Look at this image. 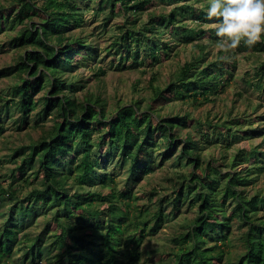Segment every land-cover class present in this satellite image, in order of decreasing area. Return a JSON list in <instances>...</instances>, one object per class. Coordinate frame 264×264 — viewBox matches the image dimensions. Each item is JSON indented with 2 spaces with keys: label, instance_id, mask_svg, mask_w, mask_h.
I'll return each instance as SVG.
<instances>
[{
  "label": "trees",
  "instance_id": "1",
  "mask_svg": "<svg viewBox=\"0 0 264 264\" xmlns=\"http://www.w3.org/2000/svg\"><path fill=\"white\" fill-rule=\"evenodd\" d=\"M162 1L176 5L146 19L141 15L154 0H18L10 10L0 9V32L8 24L10 29L22 25L10 45L24 51L15 65L0 69V78H17L7 104L20 112L17 121L22 125L32 115L38 127L50 116L56 118L50 128L42 129L29 144L13 148L9 156L19 164L7 176L29 184L37 171L40 184H33L22 198L16 196L1 212L0 264H138L145 239L170 220V206L178 212L188 201L197 208L196 215L187 216L185 231L173 238L177 248L166 264H223L226 257L227 264H264V190L248 197L249 185L264 170L257 165L264 162V152L257 147L239 151L224 172L210 168L208 173L210 161L203 158L206 147L262 137L264 130L250 128L248 136L225 120L226 131L216 124V130L201 132L196 139L187 130L186 116L161 115L151 104L166 103L167 91L173 95L167 103L213 101L234 79L237 53H263L264 38L253 48L241 44L234 57L219 63L210 59L218 39L215 31L203 28L215 22L206 16L208 0ZM121 9L125 22L117 26L119 41L113 44L118 68L157 65L162 56L169 58L183 46H192L195 54L165 88L154 86L157 73L153 76L148 105L143 106L140 98L109 112L102 95L90 92L86 103L77 100L86 82L74 72L89 64L96 67L102 59L87 36L74 33L84 26L86 10L107 12L108 23ZM185 17L197 27L188 25ZM258 64L246 75L257 76L254 84L264 91V62ZM106 73L105 67H98L95 76ZM4 106H0V137L6 131ZM232 123L236 124L234 119ZM170 159L177 167L191 168L180 174L183 181L191 182L188 191L161 197L153 213L140 209L134 215L133 187ZM246 162L256 166L237 169ZM123 169L127 174L122 184L118 177ZM8 187L0 181V196L14 197L17 188ZM41 217L44 228L28 231ZM234 224L244 240L239 255L229 249L234 244Z\"/></svg>",
  "mask_w": 264,
  "mask_h": 264
},
{
  "label": "rangeland",
  "instance_id": "2",
  "mask_svg": "<svg viewBox=\"0 0 264 264\" xmlns=\"http://www.w3.org/2000/svg\"><path fill=\"white\" fill-rule=\"evenodd\" d=\"M18 0H0V9L8 8L9 10L13 5L18 4ZM179 4V3H177ZM176 3H166L162 0H154L153 5L149 8L147 13L142 14V18L146 19L148 14L154 12H168L174 8ZM15 10L12 12V19L15 18ZM120 11V9H118ZM7 14V11H6ZM107 12L96 13L92 10H86L84 13L85 23L83 27L76 30L74 34H82L87 36L94 46L101 52L99 59L101 61L96 67L89 64V66H82L77 72V78L79 80H85V88L79 91L77 94V100L86 103L87 95L92 92L96 96L102 95L107 102V111H112L119 104H128L133 100L142 98L143 106L149 104L153 95L151 87L153 76L157 73V78L154 86H160L165 88L170 84L174 78H177V74L180 72L186 61L190 60L194 55L192 46H183L180 49L174 50L170 57L162 56L161 62L154 66H145L141 69H133L130 64L126 69L118 68L119 57L115 56L113 46L115 41H119L120 31L118 25H123L125 18L121 9V12L116 14L115 18L110 22H106L105 16ZM33 18V23L38 24V18ZM184 21L192 26L197 27L195 21L190 17H185ZM215 22L207 23L203 26L205 29H211L210 27ZM11 25L8 24L4 31L0 32V69L9 65H15L19 57L23 55L22 49L11 48L10 41L17 35L18 30L22 25H17L15 29H10ZM111 48V49H110ZM113 53V54H112ZM224 53L219 52L215 46V51L211 54L210 59L222 63L220 59L224 57ZM119 56H121L119 54ZM230 56V54H229ZM226 59L228 62L227 58ZM223 59V60H224ZM237 67L235 70V77L229 86L225 88L223 93L214 98L213 101H202L200 104H194L192 99L188 100H175L172 99L173 95L170 92H166V103L152 104L153 111L166 115L170 113H180L186 116L187 130L189 134L194 135L196 139L201 138L202 133H210L216 130V124H220L222 127L223 122L226 120L232 124V129H240L246 131L245 135L249 134L250 128L264 130V91L258 88L255 81L258 80L257 76L249 77L246 74L252 73L254 67H257L261 61L264 62V52L258 54H251L250 51H244L243 53H237ZM91 65V66H90ZM228 67L229 64H223ZM98 67H105L107 70L106 75L101 77L95 76V72ZM244 78L247 80L245 81ZM17 82L16 77H4L0 78V106H4L1 111L2 118L6 119V131L2 137H0V181L3 188H9L8 186L13 184L17 188V191L12 195L3 194L0 196V223L3 220L1 212L5 211L8 205L13 204L16 196L22 198L33 184H40V179H37V171L31 176L29 184H24L23 181H13L10 178L11 170L16 168L19 163H13L10 160V154L12 149L22 144H29L35 140L42 129L50 128L56 119L54 116H50L49 119H45L41 124V127L34 126V115L28 119L30 122L22 125L17 121L20 112L15 108L7 104L8 99L11 96L12 86ZM49 88V87H48ZM47 88V89H48ZM46 89V90H47ZM45 90V91H46ZM42 91L36 97H40L44 94ZM9 110V113H7ZM8 114V115H7ZM7 115V116H6ZM58 119L60 118L57 116ZM233 119L235 123H232ZM16 120V122H15ZM225 121V122H226ZM229 125V124H228ZM223 131H226L225 127ZM202 132V133H201ZM249 136V135H248ZM264 134L262 137H253L251 139H241L237 142L219 143L206 147L203 150V158L210 161L208 165V173L211 169L223 172L228 170L229 163L235 158L239 151L248 152L253 148H258L259 152H264ZM209 146V145H208ZM6 157V159H5ZM160 161V157H157V162ZM255 162H246L241 164L237 169H247L250 166H256ZM264 166L263 163L257 164ZM112 169V165L109 167ZM191 168L177 167L173 163V159L166 161V163L157 167L153 173H150L145 177L143 181L133 187V199L131 212L135 215L142 210H150L152 213L158 208V201L161 197L168 195L178 197L183 190L188 191V187L191 182L188 180L183 181L180 174L185 172L189 173ZM126 170L119 175V181L124 183L126 178ZM198 174H201L199 169ZM42 175L40 176V178ZM258 178L254 183L248 187L249 195L251 197L258 193L259 190H264V170L258 174ZM15 198V199H14ZM189 202V201H188ZM185 203L181 211H175L173 206H170L171 217L165 224L162 225L160 231L157 234H153L145 239L141 246L143 253L142 261L138 264H158V262L168 263L174 259L173 252L176 250L177 245L174 243L173 238L184 232L186 228V217L193 218L196 215L197 208L189 206V203ZM229 214V213H228ZM154 223V222H153ZM152 223V224H153ZM36 224V223H35ZM45 219L41 217L37 225L31 227L28 226V231L38 232L39 229H43ZM39 227V229L36 228ZM234 231H236L231 239L234 243L229 249H232L233 254H241L243 248L240 245L244 242L241 238V234L237 232V225L234 224ZM25 234V233H24ZM227 257L224 259L223 264H227Z\"/></svg>",
  "mask_w": 264,
  "mask_h": 264
},
{
  "label": "clouds",
  "instance_id": "3",
  "mask_svg": "<svg viewBox=\"0 0 264 264\" xmlns=\"http://www.w3.org/2000/svg\"><path fill=\"white\" fill-rule=\"evenodd\" d=\"M206 16L217 36L216 48L234 57L243 44L253 48L264 38V0H208Z\"/></svg>",
  "mask_w": 264,
  "mask_h": 264
}]
</instances>
